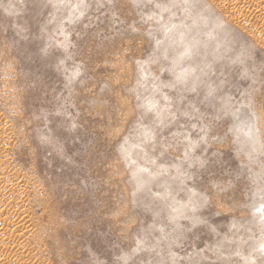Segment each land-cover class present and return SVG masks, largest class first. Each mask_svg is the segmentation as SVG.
<instances>
[{
	"label": "rangeland",
	"instance_id": "374dc122",
	"mask_svg": "<svg viewBox=\"0 0 264 264\" xmlns=\"http://www.w3.org/2000/svg\"><path fill=\"white\" fill-rule=\"evenodd\" d=\"M261 240L264 0H0V264H264Z\"/></svg>",
	"mask_w": 264,
	"mask_h": 264
},
{
	"label": "bare ground",
	"instance_id": "6f19581e",
	"mask_svg": "<svg viewBox=\"0 0 264 264\" xmlns=\"http://www.w3.org/2000/svg\"><path fill=\"white\" fill-rule=\"evenodd\" d=\"M137 182H140L139 184L141 185V180L139 179V180H137ZM15 189H17V187L15 188ZM35 228V227H34ZM262 242H264V240H261V243ZM262 247H263V249H264V244H262ZM256 251V250H255ZM253 256V255H252ZM253 258V257H252ZM249 260V259H248ZM246 261V260H245Z\"/></svg>",
	"mask_w": 264,
	"mask_h": 264
}]
</instances>
